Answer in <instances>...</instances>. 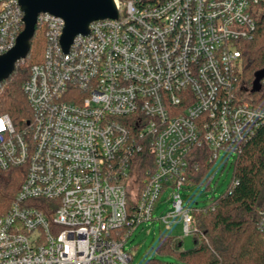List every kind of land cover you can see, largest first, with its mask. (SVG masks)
I'll return each instance as SVG.
<instances>
[{
    "label": "built area",
    "instance_id": "1",
    "mask_svg": "<svg viewBox=\"0 0 264 264\" xmlns=\"http://www.w3.org/2000/svg\"><path fill=\"white\" fill-rule=\"evenodd\" d=\"M262 1L112 0L117 18L91 22L66 52L63 20L38 15L44 49L21 85L29 117L0 114V171L22 169L0 208V264H131L124 245L143 223L179 217L185 236L196 233L199 208L180 195L189 152L227 159L264 127V77L236 74ZM22 17L18 0H0V56ZM143 151L153 168L140 178ZM166 189L171 211L155 219ZM257 228L264 248V204Z\"/></svg>",
    "mask_w": 264,
    "mask_h": 264
},
{
    "label": "trees",
    "instance_id": "2",
    "mask_svg": "<svg viewBox=\"0 0 264 264\" xmlns=\"http://www.w3.org/2000/svg\"><path fill=\"white\" fill-rule=\"evenodd\" d=\"M253 18L256 24L253 37L238 45L236 74L238 83L256 85L264 77V0L256 6ZM43 49V30L37 27L30 41L29 61L17 62L11 75L0 83V114H7L16 125L29 117L21 85L30 66L40 60ZM255 104L264 108L263 99ZM209 155L205 146L189 152V186H207L213 166ZM133 163L140 178L145 170L153 168L147 151L138 154ZM21 171L20 168L0 171V208H7L19 188L21 176L17 173ZM230 171L227 190L193 213L196 233L192 247L182 250L179 239L161 238L159 252L176 254L179 264H262L264 248L257 220L264 204V127L258 128L234 155ZM234 182L236 185L231 187Z\"/></svg>",
    "mask_w": 264,
    "mask_h": 264
},
{
    "label": "rangeland",
    "instance_id": "3",
    "mask_svg": "<svg viewBox=\"0 0 264 264\" xmlns=\"http://www.w3.org/2000/svg\"><path fill=\"white\" fill-rule=\"evenodd\" d=\"M234 156L224 157L220 153L213 163L210 180L207 186L187 185L181 190L183 206L188 209L202 208L213 198L223 194L229 185L231 178V162ZM169 190H164L153 211V218L158 219L171 211L169 202H166ZM169 225V228L167 227ZM161 238H176L181 243V249H189L193 245L194 235H184L179 217L169 220L164 224L157 220L153 223H144L137 227L125 243L124 249L131 256V264H179L176 254L171 252H159Z\"/></svg>",
    "mask_w": 264,
    "mask_h": 264
},
{
    "label": "water",
    "instance_id": "4",
    "mask_svg": "<svg viewBox=\"0 0 264 264\" xmlns=\"http://www.w3.org/2000/svg\"><path fill=\"white\" fill-rule=\"evenodd\" d=\"M18 4L23 13V28L14 46L0 56V83L11 75L16 63L27 56L39 14L63 20L60 45L65 52L75 36L88 33L91 22L117 18L112 0H18Z\"/></svg>",
    "mask_w": 264,
    "mask_h": 264
},
{
    "label": "bare ground",
    "instance_id": "5",
    "mask_svg": "<svg viewBox=\"0 0 264 264\" xmlns=\"http://www.w3.org/2000/svg\"><path fill=\"white\" fill-rule=\"evenodd\" d=\"M144 224V223H143Z\"/></svg>",
    "mask_w": 264,
    "mask_h": 264
}]
</instances>
